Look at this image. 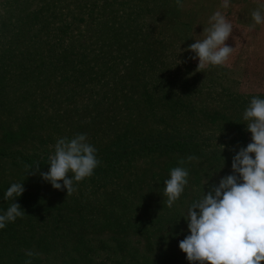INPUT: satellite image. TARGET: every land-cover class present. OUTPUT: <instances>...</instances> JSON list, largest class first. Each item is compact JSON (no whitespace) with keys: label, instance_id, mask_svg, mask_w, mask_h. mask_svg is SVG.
Returning a JSON list of instances; mask_svg holds the SVG:
<instances>
[{"label":"rangeland","instance_id":"rangeland-1","mask_svg":"<svg viewBox=\"0 0 264 264\" xmlns=\"http://www.w3.org/2000/svg\"><path fill=\"white\" fill-rule=\"evenodd\" d=\"M46 1L0 0V149L49 157L58 139L84 134L98 155L125 133L165 131L190 135L199 155L123 159L116 175L102 174L106 186L98 179L74 183L67 197L39 172L0 161V215L13 202L4 199L13 183L54 207L42 216L44 227L60 218L56 236L46 237L52 249L35 247L41 224L29 247L40 264H189L179 249L189 235L188 208L232 174V157L251 142L243 113L253 98L264 99V23L249 30L264 0H230L227 9L223 0H183L182 8L175 0H49V34L35 35L34 25L21 41L34 38L37 51L30 44L18 50L14 26ZM82 10L93 18L77 24L74 12ZM216 11L232 24L226 44L235 51L225 65L196 71L198 60L184 50L204 38ZM65 23L72 38H57ZM5 132L17 135L10 146ZM178 166L187 169L188 184L168 207L164 182Z\"/></svg>","mask_w":264,"mask_h":264},{"label":"clouds","instance_id":"clouds-1","mask_svg":"<svg viewBox=\"0 0 264 264\" xmlns=\"http://www.w3.org/2000/svg\"><path fill=\"white\" fill-rule=\"evenodd\" d=\"M175 2L178 8L183 7V0ZM229 4L230 0H223L221 7L227 9ZM251 16L254 24L249 30L264 23V5L254 10ZM208 24L209 27L203 29L204 38L195 40L184 50L194 54L191 59L198 60L196 71L225 65L235 51L226 44L233 27L225 15L216 11ZM243 119L247 122L246 131L251 134V142L232 157V174L222 178L218 186L212 185L206 195L188 208L189 235L179 243V249L189 264L264 262V99L253 98L243 113ZM219 147L223 151L224 146ZM96 152L84 134L71 139L60 138L54 145V154L48 158L47 172H40L38 164L25 168L27 175L39 172L44 182L54 190L66 191L67 197L76 191L74 182L91 177L100 165ZM187 159L191 161L196 157ZM184 163L183 159L179 161L180 165ZM188 175L187 169L181 166L170 171V178L164 182L168 207H172L181 196L188 184ZM24 191L23 183H13L5 192L4 199L13 202L0 215V229L25 215L15 203ZM25 255L29 258L25 264H32L31 258L39 254L29 250Z\"/></svg>","mask_w":264,"mask_h":264},{"label":"trees","instance_id":"trees-1","mask_svg":"<svg viewBox=\"0 0 264 264\" xmlns=\"http://www.w3.org/2000/svg\"><path fill=\"white\" fill-rule=\"evenodd\" d=\"M91 2H96V4L101 3L100 0H91L88 3ZM78 3H81V1L78 0ZM40 7L42 8L36 11H31V13L26 18H24L20 24L14 26L17 28V33H14V39L17 41L16 46L18 47V50L21 49L24 52V46L33 45L32 50L37 51L38 48L36 47L35 42H33L34 38H32V41L31 38H29L28 44H24L21 41L23 37H27L29 33L33 31L34 25L37 28V31L34 33L35 35L39 36V34H42L43 31H47V34H49L51 22L55 21V17L53 20L47 19L48 10L51 9L52 6L49 3V0H47ZM74 14V16L78 17L79 20L77 21V24L78 22L79 24L87 23L89 19L92 20L93 18L88 11L85 13L84 10L74 12ZM77 29L78 27L75 28V30ZM73 33L74 31L71 30L70 25L66 23L61 24L60 28H58L56 31L57 38L62 36H65V38H72ZM31 42H33V44H31ZM55 43L56 41H54V44ZM12 46L15 48V43H13ZM20 46L23 48H20ZM40 48L46 49L47 53H54L49 45L42 44ZM235 130V134H240L241 131H239V129ZM16 137V133L5 132L3 133L2 140L5 144L10 146L11 142ZM191 138L192 137H190V135L180 138L173 137L165 131H152L151 133L136 136H131L128 133H125L115 144L103 149L101 154L96 155L97 159L100 160L101 163L96 169H94L93 175L91 177L74 183L88 184L87 182H89L93 184V181L98 179L100 182H103L101 185L104 187L108 183L102 178V174L105 173L113 174V176L116 175V173L123 169V159L130 162L131 160L135 161L139 158L156 155V153L170 156L179 153L183 155L190 154V156H197L199 155L196 153L197 147ZM48 158V156L40 157L39 154H34L33 156L25 155L21 151L12 150V148L10 150L0 149V161H6L13 166L20 167L23 170H26V165L35 166L38 164L39 171L46 172L49 169ZM31 171L32 169L29 170V172ZM17 199L18 201L16 200L15 203L20 205V207L24 210L25 215L21 217L20 221L7 223L5 228L0 229V259L2 257L4 258L5 256L8 258L7 263H5V261L2 259V264H25V260L29 258L25 255L26 252H23L22 250L23 248L29 250V247H32L34 250L33 241L36 238L35 227L39 224L42 225L44 234L42 232L36 241L37 243L35 242V247L37 249H40L41 247L47 250L52 249L48 244L49 238L46 237L56 236V231L59 229L57 224L60 221V218L53 219L52 223H49L46 227H44L42 216L54 210V207L50 204H46L43 196L39 195L38 193H25ZM21 224L26 227L29 233L21 231V229L17 228ZM48 228H52V231L46 233ZM31 260L32 264H40L39 261L37 262L35 256L32 257Z\"/></svg>","mask_w":264,"mask_h":264}]
</instances>
